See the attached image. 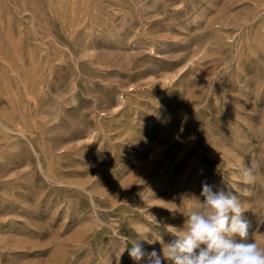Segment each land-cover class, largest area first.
Returning <instances> with one entry per match:
<instances>
[{
  "label": "rangeland",
  "instance_id": "rangeland-1",
  "mask_svg": "<svg viewBox=\"0 0 264 264\" xmlns=\"http://www.w3.org/2000/svg\"><path fill=\"white\" fill-rule=\"evenodd\" d=\"M203 182L264 246V0H0V264H137Z\"/></svg>",
  "mask_w": 264,
  "mask_h": 264
},
{
  "label": "clouds",
  "instance_id": "clouds-1",
  "mask_svg": "<svg viewBox=\"0 0 264 264\" xmlns=\"http://www.w3.org/2000/svg\"><path fill=\"white\" fill-rule=\"evenodd\" d=\"M255 166L241 169L243 182L254 183ZM199 210L188 214L182 230L165 243L161 237L149 239L148 233L132 241L127 248L132 260L139 264H264V246L251 237V224L245 217L246 209L232 192L207 182L202 183ZM141 241L162 245V255L156 249L148 252Z\"/></svg>",
  "mask_w": 264,
  "mask_h": 264
}]
</instances>
